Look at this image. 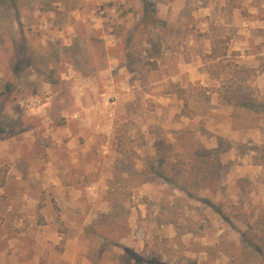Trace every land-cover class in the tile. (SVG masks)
I'll list each match as a JSON object with an SVG mask.
<instances>
[{
  "label": "rangeland",
  "instance_id": "rangeland-1",
  "mask_svg": "<svg viewBox=\"0 0 264 264\" xmlns=\"http://www.w3.org/2000/svg\"><path fill=\"white\" fill-rule=\"evenodd\" d=\"M0 264H264V0H0Z\"/></svg>",
  "mask_w": 264,
  "mask_h": 264
},
{
  "label": "trees",
  "instance_id": "trees-1",
  "mask_svg": "<svg viewBox=\"0 0 264 264\" xmlns=\"http://www.w3.org/2000/svg\"><path fill=\"white\" fill-rule=\"evenodd\" d=\"M218 40L221 39H216L213 43L214 45L212 46L211 57L213 59H218L226 54V47L221 48L217 43ZM6 89L9 90V85L6 86Z\"/></svg>",
  "mask_w": 264,
  "mask_h": 264
}]
</instances>
